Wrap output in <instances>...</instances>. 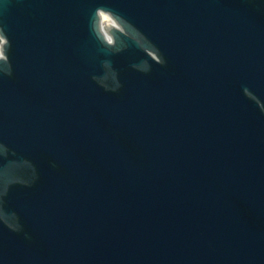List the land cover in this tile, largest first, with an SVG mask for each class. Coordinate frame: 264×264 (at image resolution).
<instances>
[{"label":"water","instance_id":"95a60500","mask_svg":"<svg viewBox=\"0 0 264 264\" xmlns=\"http://www.w3.org/2000/svg\"><path fill=\"white\" fill-rule=\"evenodd\" d=\"M0 26V264H264V0H0Z\"/></svg>","mask_w":264,"mask_h":264}]
</instances>
